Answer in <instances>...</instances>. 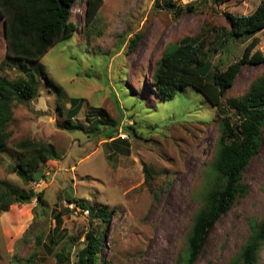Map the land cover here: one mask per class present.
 Wrapping results in <instances>:
<instances>
[{"label": "rangeland", "instance_id": "374dc122", "mask_svg": "<svg viewBox=\"0 0 264 264\" xmlns=\"http://www.w3.org/2000/svg\"><path fill=\"white\" fill-rule=\"evenodd\" d=\"M171 2L174 7L168 8ZM260 0H102L85 26L86 0H76L70 19L76 32L52 46L37 62L5 57L0 17V75L16 79L43 67L38 95L17 103L0 152V192L43 191L45 204L33 209L15 203L0 213V264H69L86 244V234L101 221L67 199H78L109 216L99 264H175L186 251L185 238L193 215L215 181L218 148L216 110L186 88L172 100L160 101L152 83L155 62L166 48L185 38L213 46L216 35L231 29L232 17L251 15ZM190 8V11L188 10ZM139 35L137 44L129 42ZM207 53L213 67L224 71L246 48L264 54V30L223 42ZM264 72V62L243 64L223 101L241 97ZM59 87L64 94L58 102ZM69 98L82 99L72 126L62 129ZM61 106V111L58 105ZM111 137V139H109ZM24 140L51 144L59 157L35 170L25 184L17 175L21 158L10 145ZM43 176V177H41ZM247 193L213 226L195 264H229L264 216V126L261 147L243 177ZM57 245L50 237L57 227ZM241 264V263H240ZM257 264H264V244Z\"/></svg>", "mask_w": 264, "mask_h": 264}, {"label": "trees", "instance_id": "16d2710c", "mask_svg": "<svg viewBox=\"0 0 264 264\" xmlns=\"http://www.w3.org/2000/svg\"><path fill=\"white\" fill-rule=\"evenodd\" d=\"M231 0H213L216 5H223ZM76 0H0V17L3 20V38L5 57L1 68L9 67L10 60L20 63L37 62L55 44L73 35L77 25L70 19V11ZM102 0H86L84 16L85 26L91 23L101 6ZM167 7L172 8L171 2ZM190 11V8H188ZM231 29L216 35L214 43L208 50L205 41L198 38H185L178 45L166 48L155 62L152 83L160 101L172 100L175 95L186 88L201 95L216 110L219 127L218 148L213 162L217 172L215 181L206 192L203 203L193 215L190 229L186 235V251L179 256L175 264H195L204 250L216 222L230 211L237 199L247 193L243 181L244 173L253 157L261 147V135L264 126V72L254 79L241 97L223 101L227 91L232 87L243 64L257 65L264 62V54L255 50L257 43L245 49L240 60L229 65L224 71L213 67L207 60V53H216L224 45L243 35L254 36L264 30V0H260L251 15L232 17ZM139 35L129 42L134 47ZM46 79L43 67L33 72L25 71L16 79L0 75V152L5 150L11 138L8 131L13 118L14 104L29 103L38 95L37 76ZM46 82H50L46 79ZM58 102L64 98L59 87ZM83 100L69 98L70 108L65 113L66 123L62 129H79L70 121L76 117ZM61 111L60 104L58 105ZM111 139V137H109ZM21 158L17 177L25 184L34 180L36 169L45 162L55 161L59 155L51 144L24 140L10 145ZM43 177V176H41ZM43 191H17L12 188L9 193L0 192V213L6 212L15 203L30 204L33 209L45 204ZM89 215L99 218L100 226L94 227L86 234V244L78 252L76 264H99V253L106 235L109 216L105 211L95 210L78 199H67ZM57 227L50 237L51 244L57 245L58 227L61 215H55ZM253 228L246 243L241 247L236 260L229 264H257L258 253L264 244V216ZM60 263L69 264V257L64 253H55ZM107 264V263H106Z\"/></svg>", "mask_w": 264, "mask_h": 264}]
</instances>
